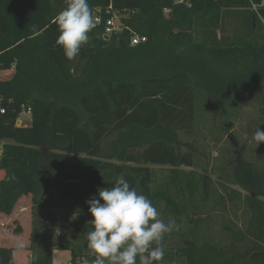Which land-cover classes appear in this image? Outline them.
I'll list each match as a JSON object with an SVG mask.
<instances>
[{"label":"trees","instance_id":"obj_1","mask_svg":"<svg viewBox=\"0 0 264 264\" xmlns=\"http://www.w3.org/2000/svg\"><path fill=\"white\" fill-rule=\"evenodd\" d=\"M89 3L111 6L127 29L106 39L93 30L70 61L54 20L66 0H0V214L29 198L31 226L26 246H0V264H15V249L29 264H52L54 251L91 264L86 202L121 174L184 227L164 264H264V156L253 164L235 151L221 191L192 169L201 130L228 133L214 123L238 112L232 95H260L264 107V0ZM131 33L146 41L131 46Z\"/></svg>","mask_w":264,"mask_h":264},{"label":"clouds","instance_id":"obj_2","mask_svg":"<svg viewBox=\"0 0 264 264\" xmlns=\"http://www.w3.org/2000/svg\"><path fill=\"white\" fill-rule=\"evenodd\" d=\"M66 3L54 18L59 31L56 42L72 61L89 41L96 21L89 0ZM250 136L257 146L264 143V130L259 125ZM86 203L93 225L87 232V247L95 257L91 264H164L162 241L177 227L176 221L162 219L153 202L122 174L111 189H100Z\"/></svg>","mask_w":264,"mask_h":264},{"label":"rangeland","instance_id":"obj_3","mask_svg":"<svg viewBox=\"0 0 264 264\" xmlns=\"http://www.w3.org/2000/svg\"><path fill=\"white\" fill-rule=\"evenodd\" d=\"M4 1L7 2V0ZM258 96L260 97V95ZM259 97L251 96L245 93H238L237 95L234 94L230 97L229 100H237L239 107L238 112L234 113L231 118L227 119V123L223 118H220V116L217 117L214 123L215 127H220L219 125L225 124L228 133H224L222 135V133L217 130L218 128L210 131H207L208 128L201 130V133L197 138V145L200 153L202 154L200 156L201 161L198 162L200 163L198 167L192 169L199 173V175L205 176L212 183L210 190L212 189V191H221L219 183L224 182L221 176H223L225 172L222 168L225 167L226 161L232 160L233 156L238 155L236 154L237 152H240L244 160L247 162H252L253 164L260 162V159L264 156V143L257 146L256 142L250 136L252 131L254 132L255 127L258 125L261 130H264V107ZM19 119L21 122H23V124H30V117L27 115L22 114ZM210 124L211 123H206V126ZM214 138H218L219 142L215 141ZM152 169L156 171L157 178L161 177L165 173L163 169L158 167H152ZM226 185L228 187L227 191L229 193L234 191L241 197L244 196L245 192L240 188L227 183ZM220 194H223V192ZM211 200L212 199L207 201L208 206L212 205ZM17 204L20 207V204L16 203L14 206L15 208ZM24 205V207H29L30 199H27ZM237 207V210L240 212L238 214L240 217L239 221H241L243 218L241 212L242 205L239 203ZM13 211L11 214H13ZM219 212L220 213L218 215L216 214L217 217L215 220L217 221V224L214 225L215 231L219 230V223L221 222V219H223L225 216L229 217L232 215L231 208L228 209V212L226 211L227 213L221 210ZM21 214L22 222L25 225L26 219H30V210H28V213L26 212V214H24V212ZM18 225L19 224L17 222H12V224L7 225L5 228L13 231ZM183 229V225H180L179 227L177 226L175 228V232L172 233V235H165L162 241L165 251H174L175 248L181 245L179 234L181 231H183ZM25 232L26 230L24 233ZM19 239H21L20 242L18 241ZM25 242L26 241L23 237H13L2 241L0 246L6 248H15L17 244L20 246V243L21 246H24ZM27 256L28 254L25 250L15 249L14 251V260L16 264H22V261L26 259ZM70 258L69 251H57L53 254L52 264H68L70 262Z\"/></svg>","mask_w":264,"mask_h":264},{"label":"built area","instance_id":"obj_4","mask_svg":"<svg viewBox=\"0 0 264 264\" xmlns=\"http://www.w3.org/2000/svg\"><path fill=\"white\" fill-rule=\"evenodd\" d=\"M178 3H184L186 0H176ZM95 21H96V27L94 30L98 31V37L106 39L112 35H115L124 29H127L120 21V16L117 12H115L111 6L104 10L95 9L93 10ZM146 41V38L144 36L136 35L134 33H131L129 37V42L131 46L142 44ZM23 114H28L23 113ZM17 126H23L20 119L16 122ZM1 156V151H0ZM68 264H71L70 262Z\"/></svg>","mask_w":264,"mask_h":264},{"label":"crops","instance_id":"obj_5","mask_svg":"<svg viewBox=\"0 0 264 264\" xmlns=\"http://www.w3.org/2000/svg\"><path fill=\"white\" fill-rule=\"evenodd\" d=\"M24 115L29 116L28 114H24ZM22 124H23V122H22ZM23 126H28V124H23ZM2 177H3V173L0 172V180L2 179ZM27 199H29V198L22 197L18 200L17 203L20 204V207L17 204L16 208L14 207L13 214H10L9 216H5L3 214H0V243H2V241H4L5 239H9V238H13V237H23L24 240L26 241L24 244L27 243V240H28V237L30 234V230H31L30 219H26L25 225L21 219V215H22L21 213L24 212V214H26V212L28 213V210H30L29 209L30 206L24 207L25 201H27ZM12 222H14V223L17 222L19 224V226L22 229L20 234L14 235L12 233V230L5 228L7 225L12 224ZM25 230H26V232L24 233ZM20 240L21 239H19L18 241L20 242ZM19 242H18V244H19ZM20 246H21V243H20ZM24 246H26V245H24ZM15 247H18V245H16ZM55 252H57V251H54L53 254ZM14 263L16 264L15 260H14ZM22 264H29L27 257H26V259H24L22 261Z\"/></svg>","mask_w":264,"mask_h":264}]
</instances>
